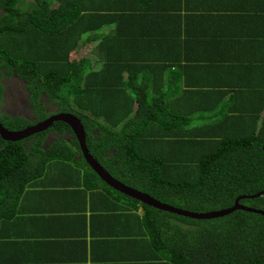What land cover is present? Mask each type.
Returning a JSON list of instances; mask_svg holds the SVG:
<instances>
[{
    "label": "trees",
    "instance_id": "1",
    "mask_svg": "<svg viewBox=\"0 0 264 264\" xmlns=\"http://www.w3.org/2000/svg\"><path fill=\"white\" fill-rule=\"evenodd\" d=\"M238 43L253 44L252 54L228 56ZM0 60L24 80L38 117L0 114L9 130L72 113L114 177L189 211L227 208L264 190V0H0ZM227 121L241 130L225 129ZM49 130L57 135L45 143ZM78 150L63 121L20 141L0 137V188L19 190L54 159L101 180ZM103 183L141 204L155 247L173 264H264L262 214L195 219ZM240 203L264 211V194Z\"/></svg>",
    "mask_w": 264,
    "mask_h": 264
},
{
    "label": "crops",
    "instance_id": "2",
    "mask_svg": "<svg viewBox=\"0 0 264 264\" xmlns=\"http://www.w3.org/2000/svg\"><path fill=\"white\" fill-rule=\"evenodd\" d=\"M237 46L241 50H231L228 56L254 50L253 44ZM205 123H195L197 131ZM233 127L241 130L232 124L224 128ZM3 187L0 264H173L155 247L141 204L120 198L80 164L50 160L19 190Z\"/></svg>",
    "mask_w": 264,
    "mask_h": 264
},
{
    "label": "water",
    "instance_id": "3",
    "mask_svg": "<svg viewBox=\"0 0 264 264\" xmlns=\"http://www.w3.org/2000/svg\"><path fill=\"white\" fill-rule=\"evenodd\" d=\"M55 121H63L71 127L72 132L74 136L78 139L79 145L81 147L80 148L81 153L79 158L83 157L87 165L99 176V178L102 181H104L106 184L111 186L113 189L123 193L124 195L137 199L140 202H143L154 208H158L177 215H183L195 219L215 218L229 214L236 209H243L247 211L260 213L264 216L263 210L248 207L240 203L241 198L244 197L254 198L256 196H261L262 194H264V190L251 195H240L236 197L233 204L227 208H222L207 212H194V211H189L178 207H174L167 203L161 202L158 199L154 198L153 196L149 195L148 193H145L135 187L125 184L124 182L114 177L105 167H103L98 162V160L93 156V154L89 151L86 144L85 130L81 122V119L72 113H65V112L53 113L48 117H46L45 119L39 120L36 123L29 125L20 130H9L8 128L3 126V124L0 122V137L8 141H17L46 130Z\"/></svg>",
    "mask_w": 264,
    "mask_h": 264
},
{
    "label": "flooded vegetation",
    "instance_id": "4",
    "mask_svg": "<svg viewBox=\"0 0 264 264\" xmlns=\"http://www.w3.org/2000/svg\"><path fill=\"white\" fill-rule=\"evenodd\" d=\"M0 70L3 72L4 68L0 67ZM0 82L3 86V92L0 97V114L35 119L36 116L33 117L32 106L29 102V93L26 89V83L24 80L18 77L15 73L6 74L3 72L0 77ZM55 135H57V133L54 130H49L46 135L45 143L50 142ZM62 137L69 140L70 133L65 131L62 134Z\"/></svg>",
    "mask_w": 264,
    "mask_h": 264
},
{
    "label": "rangeland",
    "instance_id": "5",
    "mask_svg": "<svg viewBox=\"0 0 264 264\" xmlns=\"http://www.w3.org/2000/svg\"><path fill=\"white\" fill-rule=\"evenodd\" d=\"M82 81H78V80H76V83H75V85H77V84H79V83H81ZM72 83H74V82H72ZM60 95V97H64V95H61V94H59ZM56 98L55 99V103L58 105V106H60V104H62V101H61V98ZM66 99H67V101H68V105L70 106L69 107V109H76V104L74 103V101H73V99H72V96H67V97H65ZM48 113H50V112H48ZM82 115V114H81ZM0 118H2V115H0ZM82 118H83V120L85 121V122H88V119H87V117H85V115H82ZM38 119V117L35 119V120H37ZM32 121H34V120H32ZM76 138V137H75ZM24 139V138H23ZM20 140H22V139H20ZM20 140H17V141H20ZM76 140H77V143H78V146H79V152L81 153V151H80V145H79V142H78V139L76 138ZM80 153H79V155H78V158H79V156H80ZM80 159V158H79ZM101 160H102V162H104V164H108V165H114V167H115V164L116 163H113L112 161H110V160H106V159H104V158H101ZM37 162H39V161H37ZM78 165V164H77ZM104 182V181H103Z\"/></svg>",
    "mask_w": 264,
    "mask_h": 264
}]
</instances>
